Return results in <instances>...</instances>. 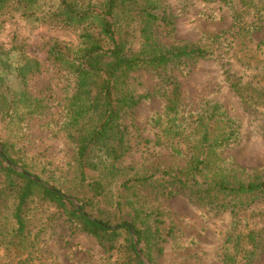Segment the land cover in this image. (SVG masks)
I'll list each match as a JSON object with an SVG mask.
<instances>
[{"label": "trees", "instance_id": "16d2710c", "mask_svg": "<svg viewBox=\"0 0 264 264\" xmlns=\"http://www.w3.org/2000/svg\"><path fill=\"white\" fill-rule=\"evenodd\" d=\"M163 4V0H0V17L17 6L25 17L80 29L78 44L53 40L47 46L62 82L61 131L74 149L66 174L62 172L66 180L49 167L28 161L21 145L23 125L29 117L43 113L45 104L25 89L13 91L8 84L12 72L26 84L44 72L43 63L24 55L21 63L14 64L0 43V209L8 205L5 200L12 204L11 215L0 218V230L11 243L37 249L33 246L42 233L63 220L72 233L93 237L107 258L119 253L116 264H145L137 245L148 264H160L163 244L174 235L175 227L165 225L163 209L143 200L145 189L166 196L186 193L196 203L230 209L232 214L247 201L264 197L262 173L244 177L225 164L222 154L237 141L238 125L217 103L199 108L192 122L179 121L182 90L168 75L170 67L208 58L214 52L197 44H163L161 30L174 24L172 15L163 12ZM142 70L156 73L169 89L137 93L132 80ZM233 86L241 94L239 84ZM159 93L170 120L165 127L163 116L156 119L166 137L155 143L161 146L165 138H178L184 143L186 165L119 174V162L129 151L124 117ZM34 218L41 227L32 236ZM249 235L255 247L258 236ZM239 247L246 248L241 237L232 255L225 257L228 264H237L234 255ZM243 253L246 264H252L257 252L245 249ZM22 261L19 264H33L28 258Z\"/></svg>", "mask_w": 264, "mask_h": 264}, {"label": "rangeland", "instance_id": "374dc122", "mask_svg": "<svg viewBox=\"0 0 264 264\" xmlns=\"http://www.w3.org/2000/svg\"><path fill=\"white\" fill-rule=\"evenodd\" d=\"M163 1V12L172 15L174 24L161 30V42L197 44L214 52L208 58L170 67L168 75L179 82L182 90L179 121L192 122L199 108L207 102L217 103L238 125L237 141L222 154L225 164L241 171L244 177L258 172L264 175V0ZM8 10L0 17V43L10 60L18 64L24 55L32 56L43 63L44 69L26 84L14 72L9 75L8 84L13 91L25 89L45 104L43 113L25 121L21 145L28 161L41 168L47 166L58 178L63 177L74 149L61 131L62 82L48 58L47 46L53 40L78 44L80 29L25 17L17 6ZM234 83L239 84L241 94L235 90ZM132 84L137 93L154 94L156 90L169 89L168 85L164 86L163 78L143 70L134 74ZM159 116L164 117L163 126H168L170 116L165 112V100L160 93L144 100L124 117L129 151L119 162V174L186 165L184 143L178 138H165L161 146L155 143L157 138L166 137L156 123ZM38 166L35 169L40 170ZM2 180L0 174V184ZM143 196L145 202L164 210L166 226L175 227L174 235L163 244L160 264H228L225 257L234 252L237 237H241L242 246L246 247L243 251L257 252L252 264H264V197L247 201L232 214L230 209L196 203L186 193L166 196L145 189ZM4 202L8 205L0 209V218L11 215V202ZM40 227L39 220L32 219V236ZM250 233L258 236L255 247L250 245ZM11 242L0 230V264H19L27 258L33 264H116L120 255L107 258L93 237L80 231L72 233L63 220L42 233L39 243L33 246L37 249L30 251ZM243 251L239 247L234 255L237 264H246ZM141 258L148 264L144 255Z\"/></svg>", "mask_w": 264, "mask_h": 264}, {"label": "water", "instance_id": "95a60500", "mask_svg": "<svg viewBox=\"0 0 264 264\" xmlns=\"http://www.w3.org/2000/svg\"><path fill=\"white\" fill-rule=\"evenodd\" d=\"M0 150H1V145H0ZM19 170H21V168H19ZM135 241L137 242V240H135ZM137 248H138V251H139V253H140L141 257H143V255H142V253H141V251H140V249H139L138 245H137Z\"/></svg>", "mask_w": 264, "mask_h": 264}]
</instances>
